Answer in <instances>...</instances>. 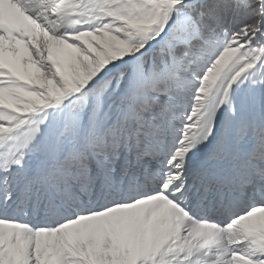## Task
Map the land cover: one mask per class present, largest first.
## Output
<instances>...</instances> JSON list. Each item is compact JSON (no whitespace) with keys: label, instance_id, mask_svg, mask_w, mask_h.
Returning a JSON list of instances; mask_svg holds the SVG:
<instances>
[{"label":"snow or ice","instance_id":"1","mask_svg":"<svg viewBox=\"0 0 264 264\" xmlns=\"http://www.w3.org/2000/svg\"><path fill=\"white\" fill-rule=\"evenodd\" d=\"M0 264H264V0H0Z\"/></svg>","mask_w":264,"mask_h":264}]
</instances>
